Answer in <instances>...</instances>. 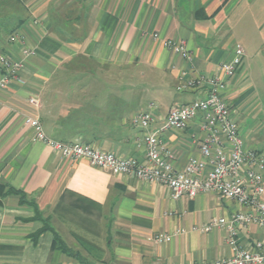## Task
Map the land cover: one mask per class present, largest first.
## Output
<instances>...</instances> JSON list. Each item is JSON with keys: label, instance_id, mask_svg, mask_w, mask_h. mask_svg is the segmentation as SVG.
<instances>
[{"label": "crops", "instance_id": "1", "mask_svg": "<svg viewBox=\"0 0 264 264\" xmlns=\"http://www.w3.org/2000/svg\"><path fill=\"white\" fill-rule=\"evenodd\" d=\"M14 34L23 40L10 42ZM164 40L183 44L191 59ZM235 45L244 56L226 77L220 64ZM0 54L22 62L24 81L0 90V264H193L233 255L225 228H204L242 211L234 199L215 193L173 199L164 185L83 158L66 161L34 140L23 118L39 117L54 139L143 161L142 131L130 124L132 115L153 102L149 130H156L172 106L197 95L177 92L180 78L200 73L225 82L222 95L244 146L264 157V0H0ZM80 56L84 66L65 70ZM203 137L196 117L161 134L160 146L182 170L200 157ZM44 224L50 229L41 230ZM235 227L243 249L264 244V226ZM156 234L171 239L156 243Z\"/></svg>", "mask_w": 264, "mask_h": 264}, {"label": "built area", "instance_id": "2", "mask_svg": "<svg viewBox=\"0 0 264 264\" xmlns=\"http://www.w3.org/2000/svg\"><path fill=\"white\" fill-rule=\"evenodd\" d=\"M23 40L22 36L11 35L10 42ZM163 45L180 54L186 60L191 54L183 44L164 40ZM29 50L23 49L27 55ZM244 50L235 45L231 57L220 64L226 77H231L240 67ZM22 66L20 60L0 54V90L10 82L23 84L18 75ZM205 86L206 95H198L197 89ZM225 82L217 76L196 74L194 77H181L177 92L193 90L197 95L190 102L172 106L159 128L150 131L153 122V102L132 115L130 123L142 131L141 140L145 146V159L138 161L132 157H121L112 152L101 151L82 141L63 142L48 136L37 116L26 115L25 126L33 130V139L41 141L57 153L61 159L76 161L87 159L96 168H105L114 174H123L140 181L164 185L169 188L173 199L193 198L199 193H215L221 197L234 199L243 210L232 219L214 218L204 229L217 226L226 229L225 239L233 251L229 258L200 261L193 264H264V244L256 242L252 249H243L235 238V224L247 227L251 223L264 226V157L256 150L246 148L240 127L234 120L233 110L222 95ZM29 103L38 108L40 101L31 97ZM201 118L204 137L199 145L200 157H191L182 170L174 168L172 155L160 146V135L169 129H184L192 119ZM168 234H156V243L169 241Z\"/></svg>", "mask_w": 264, "mask_h": 264}, {"label": "trees", "instance_id": "3", "mask_svg": "<svg viewBox=\"0 0 264 264\" xmlns=\"http://www.w3.org/2000/svg\"><path fill=\"white\" fill-rule=\"evenodd\" d=\"M71 64V65H74L75 64V67H82L84 66V63H83V58L80 56V57H75L70 63H68V65ZM67 65V64H66ZM131 124V123H130ZM63 142H69V141H63ZM85 143H88V142H85ZM89 144V143H88ZM8 193H14V194H18L19 197H20V202L23 204H29L28 201L25 199V196L22 192L18 191V190H14L13 188H9L8 190ZM37 214V213H36ZM39 216V215H36V217ZM46 229H50L48 225L44 224L42 229L41 230H46ZM54 241L55 243L57 244V246L63 251V252H68L66 246H64V244L61 242V240L57 237V235H55V238H54Z\"/></svg>", "mask_w": 264, "mask_h": 264}, {"label": "rangeland", "instance_id": "4", "mask_svg": "<svg viewBox=\"0 0 264 264\" xmlns=\"http://www.w3.org/2000/svg\"><path fill=\"white\" fill-rule=\"evenodd\" d=\"M72 66H75L72 65ZM68 68H65V70H75L74 68L71 67V64L67 66ZM78 67V66H77ZM80 67V66H79ZM86 69V68H85ZM89 69V68H88ZM90 69H95V70H100V69H105V70H108V71H119V70H130L129 68H114V67H108V68H104V67H97V66H94L93 68H90Z\"/></svg>", "mask_w": 264, "mask_h": 264}, {"label": "water", "instance_id": "5", "mask_svg": "<svg viewBox=\"0 0 264 264\" xmlns=\"http://www.w3.org/2000/svg\"><path fill=\"white\" fill-rule=\"evenodd\" d=\"M91 264H96V263H91ZM111 264H113V263H111Z\"/></svg>", "mask_w": 264, "mask_h": 264}]
</instances>
